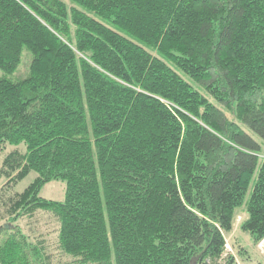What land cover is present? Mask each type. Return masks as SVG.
<instances>
[{
	"label": "trees",
	"instance_id": "obj_1",
	"mask_svg": "<svg viewBox=\"0 0 264 264\" xmlns=\"http://www.w3.org/2000/svg\"><path fill=\"white\" fill-rule=\"evenodd\" d=\"M0 71V152L27 148L0 168V264H56L18 224L40 211L69 264H236L257 171L264 240V0H0Z\"/></svg>",
	"mask_w": 264,
	"mask_h": 264
},
{
	"label": "rangeland",
	"instance_id": "obj_2",
	"mask_svg": "<svg viewBox=\"0 0 264 264\" xmlns=\"http://www.w3.org/2000/svg\"><path fill=\"white\" fill-rule=\"evenodd\" d=\"M123 34L127 35L126 33ZM28 62H29V57L27 56V53L24 51L19 70L25 71V69L28 66ZM181 74L187 81H189L195 87V89H197L207 98H209L211 102H213L216 105H219L215 98H213L201 86L195 83L189 76L185 75L184 73ZM15 76L16 74H5L2 71H0V78L15 79ZM254 137L261 144L262 148H264V140L256 135ZM16 148L22 151L27 150L25 143H22L19 146L7 144L6 148L0 152V168L3 165V161L6 158V156ZM37 176H38L37 172L35 171L31 172L25 179H23L18 184V186L16 187V192H23L35 180ZM257 178H258V171L255 173L252 179V182L250 184V187L246 195L244 205L242 206V208L238 210V215L235 222V228L232 233L227 235L225 255L226 257L228 254L234 255L236 264H264V254H263L264 250L263 252H261V250L258 248L259 245L258 246L255 245L254 238L250 231H245L244 229L241 228V222L247 217L246 205L251 198V194L253 192ZM5 182H6L5 178H0V188ZM41 196L53 201H58V202L65 201L66 182L62 180H56L47 183L41 191ZM18 224L26 234L31 236L33 240H36L39 237H43L46 240L48 252L53 257V260L56 264H69L71 262V258L65 255L59 248V243H58L59 222L55 217H53V215L40 211L36 214V216L33 219L31 220L27 218L22 219L18 221ZM1 226L13 227L12 224L7 225L5 221L0 219V227ZM263 241L264 240H262L261 242Z\"/></svg>",
	"mask_w": 264,
	"mask_h": 264
},
{
	"label": "crops",
	"instance_id": "obj_3",
	"mask_svg": "<svg viewBox=\"0 0 264 264\" xmlns=\"http://www.w3.org/2000/svg\"><path fill=\"white\" fill-rule=\"evenodd\" d=\"M260 245H261V246H260ZM263 245H264V241L261 242V243L259 244V246H258V248L261 250V252H263V250H264ZM263 254H264V253H263Z\"/></svg>",
	"mask_w": 264,
	"mask_h": 264
}]
</instances>
